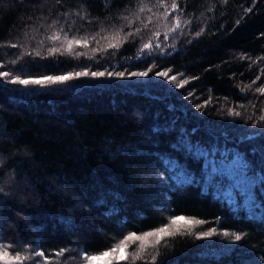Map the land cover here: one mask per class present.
Wrapping results in <instances>:
<instances>
[{
  "label": "trees",
  "instance_id": "obj_1",
  "mask_svg": "<svg viewBox=\"0 0 264 264\" xmlns=\"http://www.w3.org/2000/svg\"><path fill=\"white\" fill-rule=\"evenodd\" d=\"M0 71L5 250L82 264L123 242L108 264H264V0H0Z\"/></svg>",
  "mask_w": 264,
  "mask_h": 264
},
{
  "label": "snow or ice",
  "instance_id": "obj_2",
  "mask_svg": "<svg viewBox=\"0 0 264 264\" xmlns=\"http://www.w3.org/2000/svg\"><path fill=\"white\" fill-rule=\"evenodd\" d=\"M151 45H145V47H150ZM12 47H16V45H12ZM15 63V61H13ZM152 69L149 68L147 71H141V72H132L130 73L131 76L133 77H147L149 75V72H151ZM89 73L87 71L85 72H77V73H67L65 75L61 76H45V77H39V78H27V79H22L19 76H16L15 78L11 79L12 84H19V85H44V84H50V83H60L66 80L72 79L74 76L79 77V76H87ZM108 76H112V72L107 73ZM115 76L117 77H124L125 73L124 72H116L114 73ZM156 76L158 77H167L168 73L165 71H158L155 73ZM10 76V73L8 71H0V78H7ZM91 76L93 77H103L105 76L104 71H99V72H92ZM176 76L173 75L171 77V80H175ZM187 81L182 82L181 84L177 85V87H183V84L186 83ZM258 91L264 92V88L257 89ZM191 95V93H189ZM238 115V114H237ZM235 162L239 163L241 165L242 171L244 174H247V171L249 170V164L244 158L242 153L237 152L235 155ZM3 164V159L0 158V165ZM261 183H264V176H261ZM15 184V179H14V174L8 173L3 177H0V196H4L5 198H11L13 196V190H12V185ZM22 199V198H21ZM258 207L264 208V203H261L258 205ZM14 214L17 217H20L21 219H24L25 217L22 215L20 211H15ZM30 219V217L28 218ZM183 217H174L172 220V223H176L179 220H183ZM4 223V218L0 217V225ZM29 227L32 231L39 232L42 230V226H35L29 224ZM166 229H159L158 231H165ZM216 229L213 228L211 231H206L202 233V236H210L213 232H215ZM153 233L148 232L146 235H152ZM223 235L227 236L228 233L224 232ZM139 239L137 236L136 232H130L127 236L123 237L124 241H131V240H136ZM235 241H240L241 240V235L237 234L235 235L234 238ZM10 247V245L4 241L2 233H0V264H24L25 260H30V261H36L37 257L42 258L39 261H36V264H49V261H51L53 253H49L48 257L45 258V252L43 251L42 247L40 249L35 250L34 252H29L28 249H24L21 246V249L17 250L16 255L12 256L10 252L6 251L5 249ZM120 247H123V242H121ZM120 247H113L109 251H105L102 253L101 256H89L87 254L83 255L81 259H87L90 264L91 261H95L98 259H103L106 257H109L112 255V253L119 251ZM70 251V250H69ZM61 252V250H57V253Z\"/></svg>",
  "mask_w": 264,
  "mask_h": 264
},
{
  "label": "rangeland",
  "instance_id": "obj_3",
  "mask_svg": "<svg viewBox=\"0 0 264 264\" xmlns=\"http://www.w3.org/2000/svg\"><path fill=\"white\" fill-rule=\"evenodd\" d=\"M105 251H107V250H103L100 253H91L89 256H101L102 253L105 252ZM10 253H11L12 256H15L16 255V253L13 252V251H11ZM122 253H123V247H120V250L119 251H116L115 252V255L118 256V257H120V256L123 255ZM110 258H111V256L106 257V258H103V259H98V260H95V261H91V264H108ZM82 264H90V262L88 260H86Z\"/></svg>",
  "mask_w": 264,
  "mask_h": 264
},
{
  "label": "clouds",
  "instance_id": "obj_4",
  "mask_svg": "<svg viewBox=\"0 0 264 264\" xmlns=\"http://www.w3.org/2000/svg\"><path fill=\"white\" fill-rule=\"evenodd\" d=\"M0 166H2V165H0Z\"/></svg>",
  "mask_w": 264,
  "mask_h": 264
}]
</instances>
